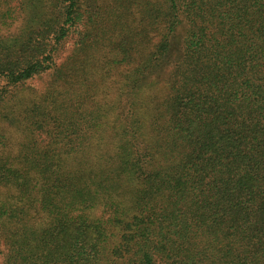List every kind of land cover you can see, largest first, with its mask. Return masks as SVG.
Listing matches in <instances>:
<instances>
[{"label": "trees", "instance_id": "16d2710c", "mask_svg": "<svg viewBox=\"0 0 264 264\" xmlns=\"http://www.w3.org/2000/svg\"><path fill=\"white\" fill-rule=\"evenodd\" d=\"M0 264H264V0H0Z\"/></svg>", "mask_w": 264, "mask_h": 264}]
</instances>
